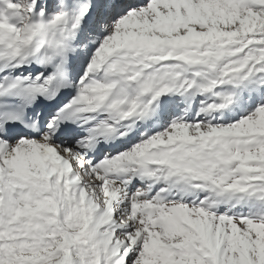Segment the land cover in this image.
<instances>
[{
  "label": "snow or ice",
  "instance_id": "obj_1",
  "mask_svg": "<svg viewBox=\"0 0 264 264\" xmlns=\"http://www.w3.org/2000/svg\"><path fill=\"white\" fill-rule=\"evenodd\" d=\"M0 264H264V0H0Z\"/></svg>",
  "mask_w": 264,
  "mask_h": 264
}]
</instances>
